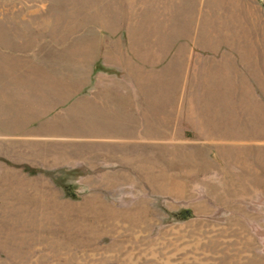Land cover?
<instances>
[{
  "label": "rangeland",
  "instance_id": "rangeland-1",
  "mask_svg": "<svg viewBox=\"0 0 264 264\" xmlns=\"http://www.w3.org/2000/svg\"><path fill=\"white\" fill-rule=\"evenodd\" d=\"M104 46L233 53L264 106V0H0V95L64 89ZM70 137L0 136V264H264V137Z\"/></svg>",
  "mask_w": 264,
  "mask_h": 264
},
{
  "label": "crops",
  "instance_id": "crops-1",
  "mask_svg": "<svg viewBox=\"0 0 264 264\" xmlns=\"http://www.w3.org/2000/svg\"><path fill=\"white\" fill-rule=\"evenodd\" d=\"M81 50L72 61L81 71L71 74L80 81L69 80L64 89L37 86L27 94L20 85L3 87L0 136L78 135L89 143L125 145L188 141L216 150H232L235 135L264 137V106L250 94L244 74H235L233 53L218 57L212 47ZM74 121L81 128L76 134Z\"/></svg>",
  "mask_w": 264,
  "mask_h": 264
}]
</instances>
